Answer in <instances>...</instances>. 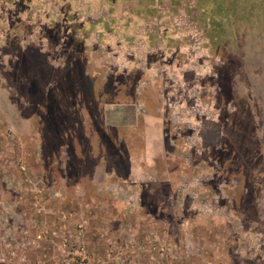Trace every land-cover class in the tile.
Segmentation results:
<instances>
[{"label": "rangeland", "instance_id": "374dc122", "mask_svg": "<svg viewBox=\"0 0 264 264\" xmlns=\"http://www.w3.org/2000/svg\"><path fill=\"white\" fill-rule=\"evenodd\" d=\"M0 264H264V0H0Z\"/></svg>", "mask_w": 264, "mask_h": 264}]
</instances>
